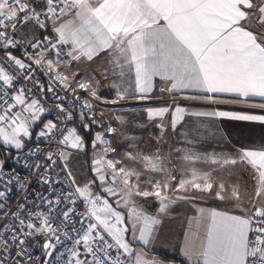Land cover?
I'll return each mask as SVG.
<instances>
[{"label": "snow or ice", "instance_id": "snow-or-ice-1", "mask_svg": "<svg viewBox=\"0 0 264 264\" xmlns=\"http://www.w3.org/2000/svg\"><path fill=\"white\" fill-rule=\"evenodd\" d=\"M197 200L186 264H264V0H0V264H166Z\"/></svg>", "mask_w": 264, "mask_h": 264}, {"label": "crops", "instance_id": "crops-1", "mask_svg": "<svg viewBox=\"0 0 264 264\" xmlns=\"http://www.w3.org/2000/svg\"><path fill=\"white\" fill-rule=\"evenodd\" d=\"M155 94L157 96L161 95L158 92V90ZM167 99L170 100L171 98L168 97ZM126 102H137V104H134V106L130 107L136 110H140L145 106H161L164 103V101L160 99H154L149 101H136L129 99L126 101H121V103H126ZM187 103H182V104L186 105ZM219 107L221 110H243L240 106H234L228 104H222L219 105ZM252 111L256 114H261L258 109ZM220 123L222 128L226 132L232 133L233 140L239 143L240 141L237 139L236 134L240 131V129L235 127V125L238 124L239 122L224 120ZM145 139H147V137H145ZM251 139L252 137L248 135L247 131H245V141L250 142ZM166 150L167 147L165 146V151ZM85 166H88V163L86 161L83 165L84 169L86 168ZM200 167H204V166L200 165ZM175 174L177 176L180 175L179 172H176ZM241 175L246 177L247 173H243L241 170ZM232 179L234 180L235 178L233 177ZM240 183L243 188V183H244L243 179L240 181ZM210 204L211 202L204 203L197 200L188 203L180 202L177 205H174L172 210L170 211V214L166 218H164V227L163 230L158 234V239H156L153 242L154 254L158 255L159 258L164 259L166 261V264H186L185 258L180 256L178 253L177 245L182 243L184 240V233L188 231V227H189L188 218L194 215L195 208L207 207ZM155 207L156 204L155 201H153L152 205L148 207V211L150 212L154 211Z\"/></svg>", "mask_w": 264, "mask_h": 264}, {"label": "built area", "instance_id": "built-area-1", "mask_svg": "<svg viewBox=\"0 0 264 264\" xmlns=\"http://www.w3.org/2000/svg\"><path fill=\"white\" fill-rule=\"evenodd\" d=\"M72 97L71 96H68V100H71ZM181 103H187V101H181ZM123 106L124 105H134V104H137V102H126V103H121ZM8 169L6 170H11L14 166L17 168L18 172L20 175L24 176V175H27L28 174V170L27 169H24L20 166H16L14 165V161L12 160H8ZM33 181H35V178H33ZM34 187L36 188H39V184H35L34 182ZM23 193H21L20 195H17V192L15 190V188H13V190L9 193V200H10V206H13L15 205L16 201L21 199Z\"/></svg>", "mask_w": 264, "mask_h": 264}, {"label": "rangeland", "instance_id": "rangeland-1", "mask_svg": "<svg viewBox=\"0 0 264 264\" xmlns=\"http://www.w3.org/2000/svg\"><path fill=\"white\" fill-rule=\"evenodd\" d=\"M131 106H134V105H131ZM130 106V107H131ZM136 106V105H135ZM125 107V106H124ZM130 107H126V108H130ZM90 156H91V153H89V157L87 158L88 160H89V164H88V166H86V170L83 168V161H85L86 160V158H81L78 162H77V164H76V167L78 168V169H80L81 170V174H84V175H87L88 173H89V167H90ZM83 159H85V160H83ZM82 161V162H81ZM83 169V170H82Z\"/></svg>", "mask_w": 264, "mask_h": 264}, {"label": "trees", "instance_id": "trees-1", "mask_svg": "<svg viewBox=\"0 0 264 264\" xmlns=\"http://www.w3.org/2000/svg\"><path fill=\"white\" fill-rule=\"evenodd\" d=\"M124 106H125V107H127V106L130 107L131 105H124ZM83 160H85V159H83ZM85 161L89 164V160H88V159H86ZM85 161H83V163H82L83 165H84ZM81 162H82V161H81ZM83 165H82V166H83ZM85 167H86V166H85ZM85 170H86V168H85Z\"/></svg>", "mask_w": 264, "mask_h": 264}]
</instances>
